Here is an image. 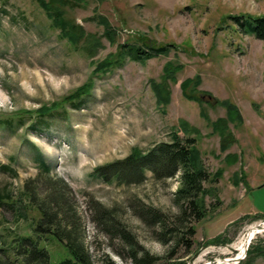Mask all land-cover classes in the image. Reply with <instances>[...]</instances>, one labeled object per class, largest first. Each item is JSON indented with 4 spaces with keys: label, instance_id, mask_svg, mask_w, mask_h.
Here are the masks:
<instances>
[{
    "label": "rangeland",
    "instance_id": "obj_1",
    "mask_svg": "<svg viewBox=\"0 0 264 264\" xmlns=\"http://www.w3.org/2000/svg\"><path fill=\"white\" fill-rule=\"evenodd\" d=\"M68 1L57 8L76 26V43L61 38L33 0H0V121L62 102L92 83L78 106L62 102L35 130L29 128L36 122L34 114H22V125L0 126V164L12 169L0 172V192H10L15 204L26 183L36 184L38 163H43L50 168L45 181L64 193L75 216V234L94 262L107 254L116 264H133L120 236L101 226V211L149 255L164 259L169 247L156 240L155 229L141 220L137 207L158 209L171 222L177 213L178 174L156 181L146 171L139 182L107 183L93 171L123 160L133 149L146 153L172 142L174 132L183 140L195 139L208 174L201 198L207 213L194 224L191 253L176 259L183 255L179 251L167 262L264 264V228H259L264 225V41L230 20L264 18V0ZM97 41L100 46L92 52ZM144 44L169 49L144 62L124 55L117 66L95 72L104 59H117L129 46ZM168 63L173 71L165 78L170 91L165 105L157 102L152 87L163 83ZM186 83V93L197 100L183 96ZM226 100L235 114L227 110ZM218 120L224 123L220 128ZM180 121L198 134L181 131ZM42 182L37 183L39 193L47 186ZM10 203L0 206V232L26 233L35 214L20 217ZM13 203L16 209L19 202ZM48 248L53 258L64 252L56 243Z\"/></svg>",
    "mask_w": 264,
    "mask_h": 264
},
{
    "label": "trees",
    "instance_id": "obj_2",
    "mask_svg": "<svg viewBox=\"0 0 264 264\" xmlns=\"http://www.w3.org/2000/svg\"><path fill=\"white\" fill-rule=\"evenodd\" d=\"M33 1L45 12L51 27L60 31L61 38H66L70 43H76V26L66 22L63 18L64 12L57 8L58 4L67 5L68 0ZM230 20H233L236 26L238 24L240 28H244L245 34L264 41V18L252 21L245 19L240 22L238 18L232 17ZM236 22L238 23L236 24ZM105 26L107 27V25ZM106 29V35L112 41L108 27ZM93 46L92 52L100 46L99 41L95 42ZM168 49L167 46L132 45L127 50L118 53L117 59L110 56L109 59L106 58L99 62L95 72H103L117 66L121 63L122 59L120 58H123L124 55L133 60L144 62L152 56L165 53ZM163 69L165 73H163V83L154 84L152 89L157 102L166 105L169 102L170 91L165 78L169 76L173 68L168 63ZM174 71H176L175 67ZM195 84V87H197L196 81ZM186 85L188 87L187 83L182 87L183 96L187 99L197 100L195 96L186 93ZM91 88L92 83H89L64 98L62 102L67 101L71 106L76 107L78 106L77 100L88 94ZM188 92L194 93L192 91ZM62 102H54L49 106L43 105L36 111H19L15 115L0 121V126L10 125L13 121L22 125L25 120L22 114H28L29 116L34 114L36 122L32 123L29 128L35 130L36 124L41 122V118L50 115L52 112H57ZM225 105L232 115L235 114L232 113L235 110L232 102L226 100ZM223 124L221 120H218L215 126L220 128ZM179 126L181 131L184 130V133L198 134V131L186 122L180 121ZM172 140V142L156 144L146 153L133 149L123 160L97 167L93 171L94 176L107 183L113 180H116V183L122 180L139 182L143 180L146 171H149L156 181L167 180L177 174L179 176V186L174 192L177 213L171 218V222L158 209L149 206H146L145 209L137 207V215L142 218L141 220L146 223L148 228L155 229L156 240L163 246L169 247V256L164 259L149 255L137 244L132 234L129 231L127 232L112 215L106 211L100 212L101 226L107 233H116L120 236L123 240V243H121L123 249H125V246L128 247V260L133 264H167V260L174 259L175 254L179 251H183V255L176 257V259H183L188 256L194 245L193 237L196 231L194 224L206 217L207 211L201 198L205 193L202 184L207 181L208 174L200 162V152L193 146L195 139L187 138L183 140L178 137L177 133L173 132ZM221 143V148L224 150L227 143L226 136ZM38 168L40 173L39 178L35 181L36 184L26 183L21 193L22 197L14 201L15 204L11 201L10 192H0V206L11 202L10 206L14 208V213L18 212L17 215L20 217H24L29 213L35 214L31 219L32 221L30 220L27 225L26 233L17 234L12 228H3L4 232H0V264H116L107 254L99 257L98 262L92 260L83 240L75 234L73 228V217L75 216H72L70 212V206L64 197V193L51 181H45L44 179V175L48 177L50 168L43 163H38ZM4 171L11 172L12 169L8 165L0 164V172ZM215 176L218 177L219 173ZM42 179L47 183L45 184L47 186L42 190V193H39L36 190L39 185L37 183H41ZM58 183H61L64 188H68L64 181L59 180ZM16 202H19V204L15 209L12 203L16 205ZM52 243H56L64 250L58 258H53L50 255L48 247Z\"/></svg>",
    "mask_w": 264,
    "mask_h": 264
},
{
    "label": "water",
    "instance_id": "obj_3",
    "mask_svg": "<svg viewBox=\"0 0 264 264\" xmlns=\"http://www.w3.org/2000/svg\"><path fill=\"white\" fill-rule=\"evenodd\" d=\"M259 228H264V226H261V227H259ZM247 249H248V246H246V250H245V253H246V251H247ZM239 260H241V259H239ZM239 260H236L237 262L239 261ZM233 261V260H232ZM225 262H227V260H225Z\"/></svg>",
    "mask_w": 264,
    "mask_h": 264
},
{
    "label": "bare ground",
    "instance_id": "obj_4",
    "mask_svg": "<svg viewBox=\"0 0 264 264\" xmlns=\"http://www.w3.org/2000/svg\"><path fill=\"white\" fill-rule=\"evenodd\" d=\"M250 239H251V234H248V244H249V242H250ZM236 260H239V259H236ZM236 260H233V261H236Z\"/></svg>",
    "mask_w": 264,
    "mask_h": 264
},
{
    "label": "built area",
    "instance_id": "obj_5",
    "mask_svg": "<svg viewBox=\"0 0 264 264\" xmlns=\"http://www.w3.org/2000/svg\"><path fill=\"white\" fill-rule=\"evenodd\" d=\"M262 226H264V225H262Z\"/></svg>",
    "mask_w": 264,
    "mask_h": 264
},
{
    "label": "crops",
    "instance_id": "obj_6",
    "mask_svg": "<svg viewBox=\"0 0 264 264\" xmlns=\"http://www.w3.org/2000/svg\"><path fill=\"white\" fill-rule=\"evenodd\" d=\"M263 220H264V218H263Z\"/></svg>",
    "mask_w": 264,
    "mask_h": 264
}]
</instances>
